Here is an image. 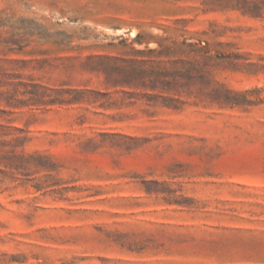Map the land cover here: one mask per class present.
Segmentation results:
<instances>
[{"label": "rangeland", "instance_id": "obj_1", "mask_svg": "<svg viewBox=\"0 0 264 264\" xmlns=\"http://www.w3.org/2000/svg\"><path fill=\"white\" fill-rule=\"evenodd\" d=\"M0 123V264H264V0H0Z\"/></svg>", "mask_w": 264, "mask_h": 264}, {"label": "trees", "instance_id": "obj_2", "mask_svg": "<svg viewBox=\"0 0 264 264\" xmlns=\"http://www.w3.org/2000/svg\"><path fill=\"white\" fill-rule=\"evenodd\" d=\"M167 74L170 75L171 73H169V71H168ZM181 75H182L181 73H175V74L171 75V76H174V80H173V81H175L174 83L178 82V77ZM166 83L171 84V81H166ZM0 128L14 129L10 126H6V125H3L1 123H0ZM7 134L10 135L11 133L7 132V133H4L2 136H6ZM0 136H1V134H0ZM13 139L15 142H18L20 140H24V138H21L18 135L13 137ZM9 143H11V140L7 141V139L5 137H2L0 139V145L1 146H5ZM6 155H7V153L0 152V165L3 163L6 167L11 168V169L19 170L21 168H24L26 166V162H28V160H29L28 156H25L24 153H22V154H16L15 153V154H13L12 157H11V155H7V156ZM14 157H15V159H14Z\"/></svg>", "mask_w": 264, "mask_h": 264}]
</instances>
